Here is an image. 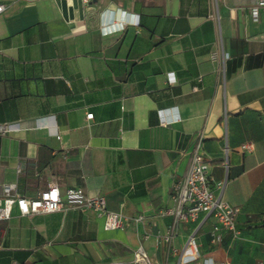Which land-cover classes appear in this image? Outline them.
Returning a JSON list of instances; mask_svg holds the SVG:
<instances>
[{"label": "crops", "instance_id": "obj_1", "mask_svg": "<svg viewBox=\"0 0 264 264\" xmlns=\"http://www.w3.org/2000/svg\"><path fill=\"white\" fill-rule=\"evenodd\" d=\"M258 0H18L0 12V196L33 198L55 182L62 208L0 220V264H133L141 245L178 264L196 227L172 221V184L199 135L239 238L196 230L201 257L179 264H264V6ZM124 12V13H123ZM103 13V14H102ZM102 14V15H101ZM136 25L103 34L101 18ZM134 17V16H132ZM224 54L226 55L224 57ZM158 109L172 122L161 124ZM92 112L87 119L86 113ZM245 142L253 150L241 149ZM227 145V161L222 149ZM80 187L121 211L122 228L65 199ZM141 215L140 220H135Z\"/></svg>", "mask_w": 264, "mask_h": 264}, {"label": "built area", "instance_id": "obj_2", "mask_svg": "<svg viewBox=\"0 0 264 264\" xmlns=\"http://www.w3.org/2000/svg\"><path fill=\"white\" fill-rule=\"evenodd\" d=\"M4 1L12 2L18 0H0V12L5 8ZM81 1L83 4L90 2V0ZM259 6H264V0H258L257 5L252 7L251 10L254 15H256ZM104 16L101 18L100 24V31L103 34L122 30L126 24L136 25L138 23L137 14H130L127 20L125 18L124 20H115L111 16L105 19ZM163 112L164 109H158L161 124L166 125L171 123L173 119L166 118ZM92 115V112H88L85 117L90 119ZM18 128V123H0V133L14 131ZM202 138V135L198 136L192 149L185 176L182 180L172 184L171 197L173 199V205L164 210L165 214L172 215V221L163 232H158L155 235L158 241L163 240L170 243L177 231V223L179 221H193L196 223V227L187 235L183 243L178 264L188 263L201 257L199 243L196 239V230L209 217L215 219L209 231L211 242L217 243L222 241V230L227 231L232 238H239L241 236V229L237 224V216L241 210L240 206L231 204L223 199L222 191L225 186V180H213V177L210 175L211 163L202 148ZM240 147L248 151L253 150V144L250 142L242 143ZM222 152L224 160L227 161V145H224ZM13 189V183H5L3 185V195L0 196V220L8 219L13 207L21 215L49 213L62 208L63 199L58 185L55 182L48 183L33 198L16 195L12 192ZM65 199L69 203L78 204L83 210H92L96 214L102 215L103 228L106 230L123 227L124 215L121 211L108 210L106 208V199L103 195H87L80 187H69L65 190ZM141 218L142 216L139 215L135 220H140ZM203 261L204 264H214L210 258H205ZM132 262L133 264H165L152 259L141 245L133 250ZM12 264L19 263L13 262ZM108 264L124 263L113 260ZM219 264L227 263L221 261Z\"/></svg>", "mask_w": 264, "mask_h": 264}]
</instances>
